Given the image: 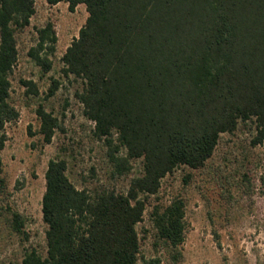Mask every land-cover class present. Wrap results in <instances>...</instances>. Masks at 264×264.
Returning <instances> with one entry per match:
<instances>
[{
  "label": "trees",
  "instance_id": "16d2710c",
  "mask_svg": "<svg viewBox=\"0 0 264 264\" xmlns=\"http://www.w3.org/2000/svg\"><path fill=\"white\" fill-rule=\"evenodd\" d=\"M85 4L86 23L64 53V72L82 79L77 96L94 134L109 145L115 175L142 170L126 191L77 187L65 158L50 159L42 212L46 253L26 250L22 264H137L149 199L180 166L199 169L222 133L253 120L254 143L264 144V0H47ZM36 0H0V181L8 123L20 111L11 103V74L19 59L17 34L31 23ZM29 55L51 70L58 35L53 22L38 28ZM37 92L32 80H25ZM59 82L54 80L50 95ZM40 133L49 143L62 128L43 104ZM124 151V152H123ZM264 185V172L261 176ZM157 240L172 264L183 258L186 201L155 205ZM13 227L24 232L23 216ZM146 264H162L159 257Z\"/></svg>",
  "mask_w": 264,
  "mask_h": 264
},
{
  "label": "rangeland",
  "instance_id": "374dc122",
  "mask_svg": "<svg viewBox=\"0 0 264 264\" xmlns=\"http://www.w3.org/2000/svg\"><path fill=\"white\" fill-rule=\"evenodd\" d=\"M88 15L85 4L71 11L65 1L52 5L36 0L31 23L17 34L19 59L11 74L10 100L20 117L5 129L9 139L2 152L0 264H22L26 250L33 247L46 253L42 201L50 159L65 158L72 182L91 190L126 191L131 178L142 170L141 159H134L129 173L114 174L110 147L94 134L95 124L77 96L83 81L64 72L62 57ZM49 21L55 25L58 42L52 68L45 72L29 51L36 44L38 28ZM25 80H32L37 92ZM54 80L59 82L58 89L50 95ZM41 104L62 125L49 143L40 133L37 109ZM256 135L254 121H242L235 131L221 134L204 167L180 166L163 178L159 193L150 197L138 224L142 248L137 264L155 257L162 264H172L167 247L157 240L151 213L155 205L168 204L175 196L185 198L188 226L183 258L177 264H264V144L254 143ZM16 212L25 221L22 233L13 227Z\"/></svg>",
  "mask_w": 264,
  "mask_h": 264
}]
</instances>
